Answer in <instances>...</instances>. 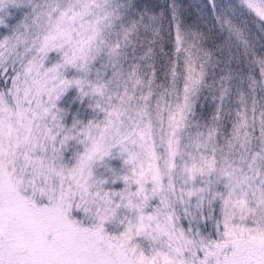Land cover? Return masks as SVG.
Instances as JSON below:
<instances>
[{
    "label": "snow or ice",
    "instance_id": "6c2138e0",
    "mask_svg": "<svg viewBox=\"0 0 264 264\" xmlns=\"http://www.w3.org/2000/svg\"><path fill=\"white\" fill-rule=\"evenodd\" d=\"M0 264H264V0H0Z\"/></svg>",
    "mask_w": 264,
    "mask_h": 264
}]
</instances>
